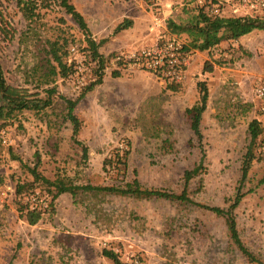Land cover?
<instances>
[{
	"label": "rangeland",
	"instance_id": "rangeland-1",
	"mask_svg": "<svg viewBox=\"0 0 264 264\" xmlns=\"http://www.w3.org/2000/svg\"><path fill=\"white\" fill-rule=\"evenodd\" d=\"M25 1L0 0V62L8 83L30 88L32 94L39 92L38 98L48 96L36 88L31 75L36 46L47 39L67 40L68 54L77 46L78 59L91 69L85 72L83 85L77 74L59 77L50 105L0 120L13 137L0 154V186L5 191L0 194V264H112L102 249L118 246V240L142 247L134 254L146 264H250L229 242L222 218L198 206L64 193L53 208L44 207L41 203H48L45 198L50 200L51 195L37 182L35 190L41 195L33 202L41 206L42 218L30 225L16 209L14 187L17 182L33 181L30 169L37 163L36 154L39 172L52 180L70 176L80 184H107L110 181L100 169L101 160L121 140H128L133 148L131 163L139 167L146 185L181 192L186 170L202 162L189 184L192 197L211 205L229 204L241 177L254 111L264 122V100L255 95L264 71L254 77V71L264 67V50L254 49L250 40L245 47L224 41L206 56L195 55L197 50L187 52L184 67L191 73L182 82L144 68H117L109 62L102 83L75 107L81 120L77 143L67 118V99H76L96 79L86 35L59 0H32L31 20L24 15ZM125 1L71 0L88 6L84 8L91 37L97 42L105 40L100 50L109 59L121 52L166 45L176 35L168 31L167 20H186L201 6L199 0H131L135 14L127 17L131 13L126 12ZM100 13L108 14V21L98 19ZM125 19L131 20V26L118 30ZM182 38L187 42L186 34ZM206 62L213 65V71L205 70ZM199 82L212 90L201 124L202 142L186 112L200 98ZM165 140H169L167 147ZM83 147L88 149L87 156ZM263 178L264 158L252 164L242 189H250L252 198H247V206L238 213L245 244L264 259V243L254 236V220L248 221L246 215L254 202L252 190L263 185Z\"/></svg>",
	"mask_w": 264,
	"mask_h": 264
},
{
	"label": "trees",
	"instance_id": "trees-1",
	"mask_svg": "<svg viewBox=\"0 0 264 264\" xmlns=\"http://www.w3.org/2000/svg\"><path fill=\"white\" fill-rule=\"evenodd\" d=\"M60 5L65 8L66 12L70 14L80 29L86 35L87 48L90 52L89 56L95 64L96 79L91 81L87 86H84L76 99H67L68 111L67 118L73 124L72 138L75 142L80 143L77 136L81 130V120L75 114L74 110L79 101L92 90L96 85L102 83L104 71L108 66L109 58L104 56L99 50L105 40L97 42L91 37V32L85 17L77 10L71 0H59ZM24 15L31 20V10L34 2L26 0L24 2ZM126 23L118 26L121 28H128L131 26V20H124ZM167 29L171 34L188 36L187 42L183 45L184 56L187 52L193 50L211 52L218 47L222 42L232 43L238 40L243 35L252 32L253 30H264V16H216L210 14L205 6H200L198 10L192 13L186 20L177 21L174 18L167 20ZM67 40L61 42L59 39H47L45 42H38L36 46V56L33 66L31 67V75L34 79L36 88H42L47 93V97L38 98L39 92L32 94L30 88L24 86H15L8 83L2 63L0 62V120H6L16 112H21L25 109L42 108L51 104V96L56 92L55 82L59 77L67 78L74 74V64L67 62ZM205 65L206 71H213V65ZM208 65V66H207ZM116 75L118 71L114 72ZM168 87H173L172 85ZM200 98L186 109L190 117V126L200 142L203 139L202 119L203 114L207 109L209 101V88L206 83L199 82ZM176 89V88H175ZM33 97V98H32ZM249 109V105H245ZM5 124H0V154L3 146L1 141V130ZM249 141L246 150L242 157L241 177L237 186L235 196L231 202L224 206L211 205L195 200L189 184L191 180L198 174L200 164H197L193 169H188L185 172V183L181 192L170 191L164 188H154L144 186L136 176L132 181H126L128 170V157L131 150V142L121 140L118 145L111 149L103 161V171L108 181L107 184H80L75 182L70 176H59L52 180L41 174L38 170L39 155L37 156V163L30 169L34 177L31 182H17L14 187V204L19 215L30 225H34L42 218V203L37 206V202H33L35 197L39 199L41 192H36L35 184L41 182L46 186L45 189L50 192L51 198L47 203L48 207H54L56 199L63 193H71L77 197L79 193H88L91 196H98L100 194L115 195V196H131L137 199H165L177 205H193L213 212L218 217L224 219L227 235L230 243H233L236 248L242 253L250 264H264V259L254 253L245 244L243 240L236 217V208L240 204L243 197L250 191H242L246 186L249 178V171L253 162L261 161L264 158V122L255 117L248 125ZM169 140L164 141V147H167ZM84 155H88L87 147H83ZM137 175V173H136ZM264 183V178L261 180ZM38 195V196H35ZM36 203V204H35ZM40 203V201H39ZM35 206V207H33ZM103 255L108 258L112 264H125L120 254L111 246L103 249Z\"/></svg>",
	"mask_w": 264,
	"mask_h": 264
},
{
	"label": "built area",
	"instance_id": "built-area-1",
	"mask_svg": "<svg viewBox=\"0 0 264 264\" xmlns=\"http://www.w3.org/2000/svg\"><path fill=\"white\" fill-rule=\"evenodd\" d=\"M201 6H205L210 14L216 16H264V0H199ZM182 39L175 35L164 46L155 48H143L141 50H132L128 54L118 53L110 63L117 68L121 66H133L147 69L158 76L167 77L175 82H182L186 77L185 65L186 58L183 53ZM67 62L74 64L81 85L85 83V72L90 71V67L85 65L77 57V46H72L67 55ZM96 62H94V65ZM119 66V67H118ZM71 76V75H70ZM255 95L259 100H264V75L260 76L255 86ZM2 146H9L13 141L10 130L3 128L1 130ZM264 150V146H263ZM0 194L5 195V191L0 186ZM44 207L47 203L42 204ZM35 207V206H33ZM125 264H146L144 258L129 253L126 255Z\"/></svg>",
	"mask_w": 264,
	"mask_h": 264
},
{
	"label": "crops",
	"instance_id": "crops-1",
	"mask_svg": "<svg viewBox=\"0 0 264 264\" xmlns=\"http://www.w3.org/2000/svg\"><path fill=\"white\" fill-rule=\"evenodd\" d=\"M91 1V3H93L92 1L93 0H90ZM75 5V7L77 8V10L78 11H80L81 13H82V15L85 17V19H86V21L88 22V19H87V17H86V8H84V7H87L88 8V6H84V5H82L81 4V7L77 4V3H75L74 4ZM78 5V6H77ZM132 5V1L131 0H126L125 1V3H123V6L125 7V10H126V12H127V10H129V13H131L130 14V16H127V17H133V16H131L132 14H135V12L133 11V7L131 6ZM108 14H104V13H100V15H99V18L98 19H100L103 23H104V21H108ZM89 25V24H88ZM184 34H182V35H178L182 40H183V38H182V36H183ZM252 41L253 40V43L251 44V45H253L254 46V49H256V48H262L263 50H264V30H258V29H256V30H253L252 32H250V33H248V34H245V35H243L241 38H239L238 40H235V41H233L232 42V45H234V46H238V47H245V45H246V43H248L249 41ZM99 50H100V48H99ZM100 52L103 54V52L100 50ZM197 53H200L201 55H204V56H206L205 54L206 53H208V51H198L197 50V52L195 53V55H197ZM262 68V69H261ZM261 68L260 69H257L256 71H254V77L256 76V74L258 75V74H260V73H263V71H264V67L263 66H261ZM190 69H187L186 70V77H185V79L188 77H190ZM212 74H213V72H212ZM212 74H211V76L210 77H212ZM245 76V75H244ZM247 76V75H246ZM107 77V76H106ZM106 77H104V79L106 78ZM220 77V76H219ZM222 78V77H221ZM220 78V79H221ZM184 79V80H185ZM212 90H211V88L209 87V92H210V96H209V101H208V106H207V109H208V107H209V104H210V100H211V92ZM206 109V110H207ZM205 113V112H204ZM254 113H255V116H254V118L255 117H257V118H259V119H261L260 118V115L261 114H259L258 112H255L254 111ZM203 117H204V114H203ZM262 120V119H261ZM108 153H106L104 156H103V158H102V160H101V164H100V169L101 170H103V161H104V159H105V157H106V155H107ZM132 155H133V148L131 147V150H130V153H129V157H128V170H127V176H126V181H132L136 176L138 177V179L140 180V182L144 185V186H146V187H152V186H148V185H146L143 181H142V178H141V175H140V169H139V167H137V166H134L131 162V159H132ZM136 173H137V175H136ZM101 184H104V183H101ZM154 188H160V187H156V186H154ZM263 188H264V183H263V185H261L260 186V188L258 187V188H256V189H254V190H252V191H254V202H252L249 206H248V208H247V210H246V212H247V220L248 219H250L251 221H253L254 220V236L261 242V243H264V197H262V196H264V193L262 192L263 191ZM67 193V192H66ZM64 194V193H63ZM71 194V193H70ZM251 194L252 193H248V194H246L244 197H243V199L241 200V202H240V204L238 205V207L236 208V210H235V212H236V217H237V221H238V227H239V230H240V226H239V224H240V218H239V213H238V211H239V209L244 205V206H247V204H248V201H247V198L248 199H251L252 197H251ZM62 195V194H61ZM59 196L56 200H58L60 197H62V196ZM71 196L73 197V195L71 194ZM120 197H124V198H129V199H131V200H135V201H139V202H148V201H154V200H156V201H158V200H165V199H156V198H154V199H150V200H147V199H137V198H134V197H131V196H120ZM77 203H79V202H77ZM217 205H219V206H224V205H226V204H223V205H220V204H217ZM240 212V211H239ZM132 213L133 214H135V211H133L132 210ZM136 215V214H135ZM250 217V218H249ZM223 220V222H224V225H225V227H226V224H225V221H224V219H222ZM249 221V220H248ZM251 225H252V223H251ZM226 232H227V228H226ZM240 233H241V230H240ZM260 236V237H259ZM263 237V239L261 240L260 238H262ZM120 241H121V244H119L118 246H116V247H114L113 246V248H114V250L116 251V252H118V253H124V257L122 258V257H120L121 258V260L124 262L125 261V258H126V255L127 254H129V253H134V251H139L140 249H143L142 247H140V246H135L134 244H129V246H128V244L125 242V241H122V240H118L117 242L118 243H120ZM129 241V240H128ZM110 247V246H109ZM109 247H107V248H109ZM137 247H139V248H137ZM106 248V247H105ZM104 249V248H103ZM103 249H102V252H103ZM103 254V253H102ZM104 256V255H103ZM105 257V256H104ZM106 258V257H105ZM106 259H108V258H106ZM109 260V259H108Z\"/></svg>",
	"mask_w": 264,
	"mask_h": 264
}]
</instances>
